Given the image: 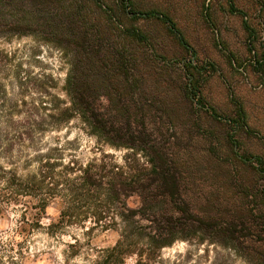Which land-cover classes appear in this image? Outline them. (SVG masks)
Masks as SVG:
<instances>
[{"label":"trees","instance_id":"trees-1","mask_svg":"<svg viewBox=\"0 0 264 264\" xmlns=\"http://www.w3.org/2000/svg\"><path fill=\"white\" fill-rule=\"evenodd\" d=\"M225 4L226 14L243 18L255 51L251 65L263 72L264 48L260 55L254 46L258 31L240 0ZM201 10L209 27L211 7ZM25 36L58 48L68 63L70 106H55L51 119H77L98 144L127 152L122 165L103 151L98 160L62 174L57 164L51 171L41 166L43 182H55L51 190L65 179V190L78 200L99 201L83 212L95 222L88 236L120 234L89 264H125L130 257L144 264L183 231L264 258V159L242 152L244 109L236 104L234 117H223L206 101L202 86L216 67L198 59L171 12L134 0H0V37ZM231 57L232 67L243 68ZM18 197L12 191L7 203H19ZM66 217L74 214L63 213L61 220ZM58 227L51 224L52 234Z\"/></svg>","mask_w":264,"mask_h":264},{"label":"rangeland","instance_id":"rangeland-1","mask_svg":"<svg viewBox=\"0 0 264 264\" xmlns=\"http://www.w3.org/2000/svg\"><path fill=\"white\" fill-rule=\"evenodd\" d=\"M134 1L148 10L156 7L171 12L198 59H209L215 65L202 86L206 101L223 117H234L239 104L248 124V134L241 131L239 135L242 152L264 159V71L258 72L251 65L255 51L243 18L226 14L222 9L225 0ZM105 2L113 4L114 0ZM204 5L211 7L209 27L199 13ZM240 7L258 31L254 46L261 55L264 11L259 0H240ZM230 57L243 68L232 67ZM67 72V61L53 45L28 36L0 37V261L7 263L13 258L17 264H89L97 255L104 256L120 238L113 230L88 236L87 229L95 222L83 212L99 201L78 200L65 190V179L57 190H51L55 186L51 177L43 182L39 176L43 164L49 171L51 164H57L55 171L62 174L67 167L98 160L103 151L122 165L127 153L98 144L77 119L70 123L51 119L55 106H63L61 102L70 106L65 91ZM12 191L19 196L17 204L7 203ZM63 213H72L74 218L61 220ZM116 222L122 227L119 219ZM52 223L59 225L54 234ZM178 236L144 264H264L260 253H237L202 241L196 233L183 231ZM125 264H138V260L130 257Z\"/></svg>","mask_w":264,"mask_h":264}]
</instances>
